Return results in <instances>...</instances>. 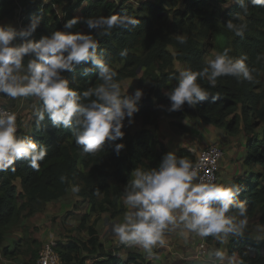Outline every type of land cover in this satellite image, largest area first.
<instances>
[{"label":"trees","instance_id":"16d2710c","mask_svg":"<svg viewBox=\"0 0 264 264\" xmlns=\"http://www.w3.org/2000/svg\"><path fill=\"white\" fill-rule=\"evenodd\" d=\"M226 1L143 0L134 7L128 0H0V22L17 15L21 29L33 19L39 20L35 32L29 37L18 38L17 43L29 39L37 41L57 30L87 34L90 30L84 20L88 17L135 16L140 23L131 30L113 29L111 35L101 37L93 33V36L98 41V55L117 74L114 80L120 85L122 98L132 96L124 92L123 78L141 72L140 79L150 84L131 118L132 121L140 119L141 127L131 133L129 120L125 118L122 140H106L102 149L94 154L84 153L82 146L75 143V126L56 128L47 114L37 124L35 112L42 106L38 100L32 116L24 126L17 127L16 135L30 136L38 146L46 147L47 155L40 162L39 170L32 169L26 161L17 160L15 171L0 172V240L11 225L35 213L45 203L62 198L75 185L80 188L75 194L81 203L87 204L80 226L88 237L79 240L72 236L66 242L57 240L52 249L59 256V264H85L90 255L93 258L90 264H157L137 251L128 250L121 255L104 250L95 223L88 224L87 220L94 214L107 213L115 217L126 211L124 187L132 179V170L139 167L148 171L159 167L168 153L156 133L161 111L178 119L195 115L200 121L227 131H235L236 126L243 123L246 147L241 161L245 169L233 178L232 184L242 189L236 199L245 202V217L257 214L264 224V7L252 6L245 0L248 5L245 13L238 3L226 6ZM55 5L60 7L59 12ZM73 17H79L80 22L65 29V22ZM229 19L247 25L243 37L225 28L224 23ZM178 35L187 37V43L180 44ZM226 48L230 58L247 57L245 63L253 80L221 76L212 87L206 78L198 77L197 83L210 93L209 97L196 107L185 103L180 110L169 111L170 100L165 93L177 85L179 74L172 67L174 58L183 62L187 69L200 71L207 66V60ZM125 49L128 54L122 57L120 52ZM29 59L26 56L24 64ZM90 67V62H81L72 71L62 72L69 87L81 95L89 87L102 83L98 79V69L85 74L84 69ZM212 96L218 99L213 100ZM90 99L94 97H82L81 102L87 104ZM170 123L186 129L185 123L179 120ZM117 143L124 144L119 153L115 150ZM176 156L193 161V154L185 147H181ZM61 176L66 177L63 182ZM228 238V257L236 254L243 264H264V237L255 238L249 228H245L243 236ZM7 249L3 246L5 254ZM37 255V249H33L31 263H35Z\"/></svg>","mask_w":264,"mask_h":264},{"label":"clouds","instance_id":"9594fccd","mask_svg":"<svg viewBox=\"0 0 264 264\" xmlns=\"http://www.w3.org/2000/svg\"><path fill=\"white\" fill-rule=\"evenodd\" d=\"M246 13L245 0H234ZM252 6L264 7V0H249ZM240 14L237 13V21ZM80 22L73 17L65 22V29H71ZM89 33L80 31H54L50 36L39 40H26L16 43L17 39L29 37L38 27L39 20L33 19L27 27L19 30L12 26L0 25V94L16 99L18 97H38L42 106L35 112L37 124L45 115L56 128L75 126V143L82 146L83 152L94 154L101 150L107 141L122 140L124 120L131 124L133 114L138 111V101L143 91L137 89L132 96L121 97L120 85L114 80L117 75L98 55V36L111 35L113 29L131 30L140 21L133 15L112 14L109 16L88 17L84 20ZM225 28L236 36L243 37L247 27L229 19ZM180 44L187 43V37L177 36ZM224 49L215 58L207 60V66L200 71L184 69L179 71L177 85L165 93L170 100L169 111H178L187 103L196 107L210 95L197 79L206 78L212 87L221 76L242 77L253 80L252 72L246 65L247 57L233 59ZM127 49L120 55L127 56ZM30 57L27 65L24 58ZM81 62H90L85 74L98 69V79L102 83L78 93L69 87V81L62 75L72 71ZM23 73V74H21ZM83 98L94 97L87 104ZM213 100L218 99L212 96ZM179 120V119H178ZM16 116L0 110V172L15 171V162L23 160L39 170L40 162L47 155V149L39 145L30 136H17ZM124 147L117 143V153ZM189 150V149H188ZM194 157L192 150H189ZM131 181L124 187L123 204L128 209L121 223L114 224L113 233L120 243L141 247L151 258L153 246L163 243L166 230L181 228L199 237H215L225 243L227 237H240L244 234L247 219L236 220L226 215L237 209L241 217L246 216L245 202L236 197L239 186H224L197 178V171L191 161L177 157L174 152L167 153L158 168L145 171L136 167L132 170ZM63 182L66 177L61 176ZM219 182V181H218ZM73 193H79V186H72ZM179 212V215H177ZM184 235L182 231L180 233ZM55 246V244L53 245ZM210 257L223 262L226 254L221 249L209 253ZM228 264H243L236 254L229 257ZM60 263V262H59Z\"/></svg>","mask_w":264,"mask_h":264},{"label":"rangeland","instance_id":"374dc122","mask_svg":"<svg viewBox=\"0 0 264 264\" xmlns=\"http://www.w3.org/2000/svg\"><path fill=\"white\" fill-rule=\"evenodd\" d=\"M81 1L84 2V0ZM142 1L143 0H128V2L134 7H137ZM151 1L156 2V0ZM234 3V0H227L224 5L229 6ZM176 7H178V5ZM54 8L56 12H59V6L55 5ZM0 24L4 26H12L17 30L20 29L17 15L13 18L3 19ZM169 48L172 50L171 46H169ZM26 65L27 63H25V66ZM172 67L178 71L187 69L186 65L177 58H174ZM140 78L141 72H138L135 76H127L123 78L122 86L124 92L134 95L137 89H141L143 92L149 89V82L142 81ZM38 100V97H18L12 99L4 94H0V106L10 108L16 113L17 127H19V125L24 126L25 121L32 116ZM160 118H162L161 124L164 126L166 133H168L167 135L171 140L176 139L177 137L178 139H181L179 140L180 142L189 141L190 145H192V143L199 145L200 149L206 147L209 142L216 143L223 147V157H225L226 162L230 163L225 166L222 163L223 158L221 159L219 172L221 180L218 184L233 186V178L239 174L238 172L242 173L245 169L242 161L241 164H239L240 162L238 163L237 160H234L236 156L237 159H241L245 152L246 133L243 128V123L240 122L236 126L235 131H227L223 127L214 126L210 123L205 125V123L200 121L195 115H190L179 119V121L186 125V129L183 130L181 126L171 125V120H178L176 116H171L164 111H161ZM164 118H166V121ZM141 124L140 119H134L130 124V132L132 133L136 128L141 127ZM202 128L204 129L202 130ZM156 133L158 136H161L159 132L156 131ZM225 145L226 147H224ZM168 147L172 150L175 147L178 148V145L170 142ZM227 149L229 152L228 154L225 152ZM231 151H235L234 157H228L229 154L232 153ZM236 167H240V169L238 170ZM87 209V204L81 203L80 197L71 190L62 198L45 203L35 213L24 217L11 225L2 235L3 237L0 240V264H37L38 257H44L43 253L51 248L57 240L66 242L72 236H75V238L79 240H85L88 237V234L86 230H82L80 222L82 214L86 212ZM226 215L234 216L237 221L246 218L247 225L245 228H249L251 235L264 237V224L259 221V216L257 214L247 218L241 217L238 212L230 210ZM94 216L95 215H90L87 220L88 224L95 223V219L99 217L96 216L93 220ZM3 246L8 247L7 254L3 252ZM33 249H37L38 252L35 263H31L33 262V259H31ZM91 262H93L92 255L85 259V264H90ZM223 263L228 264V259Z\"/></svg>","mask_w":264,"mask_h":264},{"label":"crops","instance_id":"0c3cea01","mask_svg":"<svg viewBox=\"0 0 264 264\" xmlns=\"http://www.w3.org/2000/svg\"><path fill=\"white\" fill-rule=\"evenodd\" d=\"M160 116L158 120V128L156 129V131L161 134V136H159V139L166 146L168 153L174 152L175 154H178L181 147H185L186 149L192 150L193 153L202 149H200V146L197 144L192 143V145H190L189 141L180 142L179 140L181 139H178L177 137L176 139L171 140V138L168 137V133H166L164 126L161 124L162 118H160ZM164 119L166 121V118ZM208 124L209 123H205V125ZM203 129L204 128H202V130ZM170 142L172 144H177L178 148L175 147L170 150L168 147V144ZM224 147H226V145ZM225 152H227L226 154H228V149ZM231 152L232 153L229 154L228 157H234L235 151ZM234 160H237V162H240L239 164H241V159H237V156L234 158ZM222 163L227 166L230 162H226L225 157H223ZM236 168L238 170L240 169V167ZM220 180L221 178H219V181ZM126 211L115 217H110L107 213H101L98 215L99 217L96 218L97 215L94 214L95 216L93 220L96 218L95 226L98 230L99 240L102 242L104 250L112 251L113 253H119L121 255L126 254L128 250L137 251L141 253L146 259L151 260L152 262H155L157 264H212L215 262L224 264L223 262H225V260L227 261L229 242L228 237L225 243H220L219 245V242L215 237L210 236V239H208L207 237H199L194 233L187 232V230H183L182 227L176 228L174 230H166L162 237L163 243L158 242L156 245L153 246L151 258H149L148 254L141 247L120 243L118 236H116L112 231V227L114 224L122 222L123 215ZM177 215H179V212H177ZM182 231L184 232V235L180 234ZM253 237L263 238L256 237L254 235ZM218 248L223 250L226 254V258L223 262L216 260L215 257L209 256L210 252H213Z\"/></svg>","mask_w":264,"mask_h":264},{"label":"built area","instance_id":"2783aa9c","mask_svg":"<svg viewBox=\"0 0 264 264\" xmlns=\"http://www.w3.org/2000/svg\"><path fill=\"white\" fill-rule=\"evenodd\" d=\"M0 110L14 113L16 116V113L10 108L0 106ZM223 155V147L216 143H209L206 147L195 152L193 161L191 162L197 171V178L194 183L199 182L200 180L218 183L220 178V161L223 158ZM43 255L44 257H38L37 264H59L60 262L58 254L52 249V247L47 249Z\"/></svg>","mask_w":264,"mask_h":264}]
</instances>
